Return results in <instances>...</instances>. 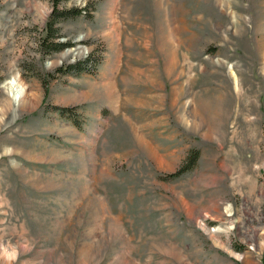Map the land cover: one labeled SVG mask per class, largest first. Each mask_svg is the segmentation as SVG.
I'll return each mask as SVG.
<instances>
[{"label": "rangeland", "instance_id": "1", "mask_svg": "<svg viewBox=\"0 0 264 264\" xmlns=\"http://www.w3.org/2000/svg\"><path fill=\"white\" fill-rule=\"evenodd\" d=\"M71 9L0 0V264H264V0Z\"/></svg>", "mask_w": 264, "mask_h": 264}, {"label": "trees", "instance_id": "2", "mask_svg": "<svg viewBox=\"0 0 264 264\" xmlns=\"http://www.w3.org/2000/svg\"><path fill=\"white\" fill-rule=\"evenodd\" d=\"M52 1H53V4H54V7H55V11H54V13H53V17H55V16L58 14V15H60V16H62V17L67 18V17L78 16V15H80V14L82 13L80 10H72V9H71V10H67V11H65L64 13H63V12L58 13V12H57V7H58V5H59L63 0H52ZM84 10H87V9L84 8ZM45 38H47V36H46ZM65 46H66V45L63 44V45L61 46V48L59 47V48H56V49H54V50H52V51L62 49V48L65 47ZM90 59H91V57H90V58H87L86 60L83 61V63H88ZM81 63H82V62H79L78 65H80ZM98 63H99V62H98ZM98 63L93 64V65H95V66L93 67L94 69H92V68H87V67L85 66V67H82V68H80V69H76V70H77L78 72L88 71V72L94 73L95 70L97 69V65H98ZM196 162H197L196 159H194V160L192 161V164H191L190 166H185L183 169H181V171H179V172L173 174L172 176H177V175H180L181 173H183V172H185V171H187V170H190L191 168H193V165H195Z\"/></svg>", "mask_w": 264, "mask_h": 264}, {"label": "bare ground", "instance_id": "3", "mask_svg": "<svg viewBox=\"0 0 264 264\" xmlns=\"http://www.w3.org/2000/svg\"><path fill=\"white\" fill-rule=\"evenodd\" d=\"M18 93H20V95H19V97H18V98L22 99V96H23V90H22V89H20V91H19ZM10 101H11V100H10ZM10 103H12V101H11Z\"/></svg>", "mask_w": 264, "mask_h": 264}]
</instances>
